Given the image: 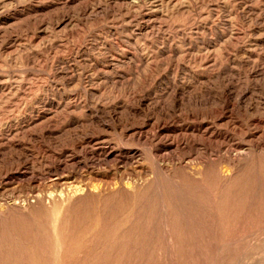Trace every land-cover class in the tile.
I'll list each match as a JSON object with an SVG mask.
<instances>
[{"label":"rangeland","instance_id":"1","mask_svg":"<svg viewBox=\"0 0 264 264\" xmlns=\"http://www.w3.org/2000/svg\"><path fill=\"white\" fill-rule=\"evenodd\" d=\"M0 264H264V0H0Z\"/></svg>","mask_w":264,"mask_h":264},{"label":"bare ground","instance_id":"2","mask_svg":"<svg viewBox=\"0 0 264 264\" xmlns=\"http://www.w3.org/2000/svg\"><path fill=\"white\" fill-rule=\"evenodd\" d=\"M160 129H161V128H160ZM206 129H208V128H206ZM213 132H214V131H213ZM213 132H211V133H213ZM143 134H144V133H143ZM201 135H202V134H201ZM141 136H142V133H141ZM166 136H167V135H166ZM210 136H211V135H210ZM143 137H144V136H143ZM148 137H149V136H148ZM171 140H172V139H171ZM182 140H183V139H182ZM161 142H162V141H161ZM174 142H175V141H174ZM185 142H186V141H185ZM162 143H163V142H162ZM162 143H161V144H162ZM166 143H167V142H166ZM181 143H182V142H178L177 145H179V147H180V144H181ZM175 144H176V143H175ZM110 150H111V149H110ZM110 152H111V151H110ZM110 152H109V153H110ZM104 154H105V153H104ZM106 154H107V153H106ZM101 155H102V154H101ZM112 155H113V154H112ZM116 155H117V153H116ZM104 157L107 158V155H105ZM108 157H109V156H108ZM114 157H115V156H114ZM114 157H113V158H114ZM117 157H118V156H117ZM90 173H91V172H90ZM21 175L26 176L24 173H22ZM9 177H10V176H9ZM91 177H92V176H91ZM94 177H95V176H94ZM72 186H73V185H72ZM89 186H90V185H88V186H86V187H84V188L81 187V188H79V189L76 188L77 186L75 187V189H73V187H72L73 190H72V189H71V190L74 191V193H73L72 195H70V196L74 197L77 193L88 194V193H90V192H96V193L101 192V191L98 190V189H97V190H94V189L92 188L93 186H92L91 188H90ZM103 187H104V186H103ZM95 188H96V187H95ZM97 188H98V187H97ZM99 188H100V187H99ZM105 188H106V187H105ZM107 188H109V187H107ZM92 189H93V190H92ZM103 189H104V188H103ZM103 189H102V191H103ZM101 193H102V192H101ZM55 198H56V197H55ZM53 199H54V197H53ZM15 204H17V202H16Z\"/></svg>","mask_w":264,"mask_h":264}]
</instances>
